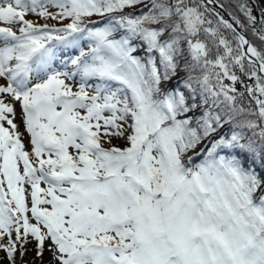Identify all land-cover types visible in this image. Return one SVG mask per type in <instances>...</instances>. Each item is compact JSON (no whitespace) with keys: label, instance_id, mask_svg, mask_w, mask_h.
Wrapping results in <instances>:
<instances>
[{"label":"snow or ice","instance_id":"snow-or-ice-1","mask_svg":"<svg viewBox=\"0 0 264 264\" xmlns=\"http://www.w3.org/2000/svg\"><path fill=\"white\" fill-rule=\"evenodd\" d=\"M0 81V264H264V0H0Z\"/></svg>","mask_w":264,"mask_h":264},{"label":"trees","instance_id":"trees-1","mask_svg":"<svg viewBox=\"0 0 264 264\" xmlns=\"http://www.w3.org/2000/svg\"><path fill=\"white\" fill-rule=\"evenodd\" d=\"M219 3H223L225 5H227L229 3V0H219ZM226 12H229V11H234V9H231V8H224ZM256 13L259 14V12L257 11ZM248 36V38L253 41V43H256L254 37H252L251 33L250 32H245ZM183 75V73H182ZM173 83H175V81H173ZM225 83H230L228 81H225ZM117 144H120V143H117ZM3 253H0V256H2ZM49 258H48V254L45 255V260L47 261Z\"/></svg>","mask_w":264,"mask_h":264},{"label":"water","instance_id":"water-1","mask_svg":"<svg viewBox=\"0 0 264 264\" xmlns=\"http://www.w3.org/2000/svg\"><path fill=\"white\" fill-rule=\"evenodd\" d=\"M211 7V6H210ZM216 11L220 12L222 15L225 16L226 19H229L231 20V17L228 15V13L223 9V8H220L218 6V4L216 5ZM246 35V34H245Z\"/></svg>","mask_w":264,"mask_h":264},{"label":"rangeland","instance_id":"rangeland-1","mask_svg":"<svg viewBox=\"0 0 264 264\" xmlns=\"http://www.w3.org/2000/svg\"><path fill=\"white\" fill-rule=\"evenodd\" d=\"M255 14L257 15V17H259V14L258 13H255ZM29 18H31V17H29ZM257 26H259V25H257ZM85 51H87V47L86 46H85ZM0 82H2V81H0ZM114 143H122V142H120V141H114ZM48 258H49V256H48ZM27 259H28V261H31L32 260V256L29 255V257Z\"/></svg>","mask_w":264,"mask_h":264},{"label":"bare ground","instance_id":"bare-ground-1","mask_svg":"<svg viewBox=\"0 0 264 264\" xmlns=\"http://www.w3.org/2000/svg\"><path fill=\"white\" fill-rule=\"evenodd\" d=\"M247 35V34H246ZM247 38H248V36H247ZM249 39V38H248ZM250 40V39H249Z\"/></svg>","mask_w":264,"mask_h":264}]
</instances>
